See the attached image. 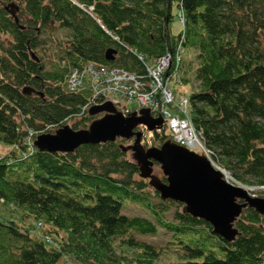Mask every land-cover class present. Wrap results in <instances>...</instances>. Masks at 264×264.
I'll return each instance as SVG.
<instances>
[{
    "label": "trees",
    "instance_id": "trees-1",
    "mask_svg": "<svg viewBox=\"0 0 264 264\" xmlns=\"http://www.w3.org/2000/svg\"><path fill=\"white\" fill-rule=\"evenodd\" d=\"M46 33L61 39L52 60ZM166 54L172 104L181 101L170 82L189 83L183 108L215 162L264 186V0H0V144L9 146L0 153V264H264V214L245 207L230 241L179 207L169 216L181 203L162 199L140 175L123 150L130 140L72 152L34 145L68 120L82 129L97 117L81 110L89 90L67 86L74 67H118L148 82V62ZM152 133L156 146L166 141L163 127ZM130 203L149 215L124 212ZM163 228L164 247L137 235Z\"/></svg>",
    "mask_w": 264,
    "mask_h": 264
},
{
    "label": "water",
    "instance_id": "water-1",
    "mask_svg": "<svg viewBox=\"0 0 264 264\" xmlns=\"http://www.w3.org/2000/svg\"><path fill=\"white\" fill-rule=\"evenodd\" d=\"M18 9L14 3L9 4ZM16 20V18H15ZM17 21V20H16ZM116 51L108 48L106 60H114ZM24 88L23 93H30ZM105 114L94 119L87 128L73 129L65 124L54 133L37 135L34 144L49 152H72L82 144H97L114 141L116 138L133 139L123 150L131 152L140 175L149 179L162 199L183 204V211L203 219L212 226V231L225 240H232L237 234L234 222L245 207H251L264 214V198L251 196L247 190L234 186L223 179V173L215 169L205 156L170 141L160 146L145 147L141 143L142 132L136 130L144 124L149 130L159 128L162 118H153L149 109L141 108L124 116L111 104L90 107L89 115ZM158 163L165 181L153 173V164Z\"/></svg>",
    "mask_w": 264,
    "mask_h": 264
},
{
    "label": "built area",
    "instance_id": "built-area-1",
    "mask_svg": "<svg viewBox=\"0 0 264 264\" xmlns=\"http://www.w3.org/2000/svg\"><path fill=\"white\" fill-rule=\"evenodd\" d=\"M170 62V56H163L149 65L146 69L150 78L148 82L140 80L121 68L95 65L94 63H87L83 67H74L66 82L71 91H79L82 88L89 90L88 101L81 107L82 112L92 106H100L105 103H111L123 115L141 108H148L155 117L163 118L166 138L169 141L203 154L215 168L222 170L215 163L212 152L205 146L202 138L191 124L187 111L183 108L186 99H182L180 105L172 104L173 95L166 87L163 74ZM132 101H136L137 108L130 110L125 103ZM171 108L174 109L175 115H172L168 110ZM226 180L232 184L243 186L232 177Z\"/></svg>",
    "mask_w": 264,
    "mask_h": 264
},
{
    "label": "rangeland",
    "instance_id": "rangeland-1",
    "mask_svg": "<svg viewBox=\"0 0 264 264\" xmlns=\"http://www.w3.org/2000/svg\"><path fill=\"white\" fill-rule=\"evenodd\" d=\"M15 4L19 5L20 3L18 1H15ZM14 10H15V6L11 7V6L8 5V11L10 13L13 12ZM17 11H18V9L15 11V13ZM173 14H174V20H173V22L171 24V31H172L173 34H177L179 32L180 28H181V24H180L179 19L177 17L178 13H177V9L176 8L173 9ZM44 37H45V39H47V45L46 46L48 47L47 48V52H48V55H49L47 58H48V60H52V58H53V54L52 53H53V50H54V48L56 46V42L60 41L61 39L57 36L56 33H53V34L52 33H46L44 35ZM2 39H3V37H2ZM148 64L151 65L150 62H148ZM169 86L171 87V89L174 92V100H175L176 103H180L182 97L188 98L190 93H191V85L189 83H184V82H180V81L177 82V81L173 80V81L170 82ZM109 104H111V103H109ZM125 105L130 110L137 108L136 101H132L130 103H125ZM186 108L188 109V105H187ZM168 110L170 111V113L172 115L176 114L174 110H172V109H168ZM87 112H88V110H87ZM90 116H93V115H90ZM73 123H74L73 120H68L66 124L69 125L71 128H73L72 127ZM54 132H50V133H54ZM152 134H153V136L151 138L145 139V141L142 142V144L144 146L150 147V146H156L157 145L158 142H157V140L155 138L156 135H154L155 133H152ZM147 137H149V133H147ZM7 147H9V146H5L3 144H0V153H4L5 151H7L8 150ZM127 157L131 158V152L130 151L127 153ZM217 165H219V164H217ZM219 166L222 169V171L221 170L220 171L223 173V176L226 179L232 177L234 180H236L237 182L241 183L244 187H247L250 190L251 193L256 194V196H258V197L264 198V186H257V185L248 184V183L243 182V181H239L231 174L230 171H228L222 165H219ZM153 173L155 175H157L159 178H163L164 177V175H163V173H162V171L160 169V166L157 163L153 166ZM136 178H138V176H136ZM164 179H165V177H164ZM151 191H152L151 193H153V196H155L156 192L153 189ZM152 198H153V200L155 202L160 201L159 195L156 196V197H152ZM174 202H176V201H174ZM175 204L176 203H174L173 205L169 206V210L167 212L169 216H170V213H172V211L176 207H179L180 209H183V204L182 203L179 206H176ZM123 209H124V212H126L128 214H141V215H144V216H148L149 215L145 208H143L142 206H140L138 204H135V203H130L127 206H125V208H123ZM137 235L140 238L146 239L148 241L154 242L155 244H159V246L162 245V247H164L167 244L166 241L168 240L170 234H169V232L166 229L163 228L156 235H149V234H145V235L137 234ZM161 261H163V262L167 261V254H164L163 256L161 255ZM57 264H70V259H69V257H63V258H61V260H59L57 262Z\"/></svg>",
    "mask_w": 264,
    "mask_h": 264
},
{
    "label": "flooded vegetation",
    "instance_id": "flooded-vegetation-1",
    "mask_svg": "<svg viewBox=\"0 0 264 264\" xmlns=\"http://www.w3.org/2000/svg\"><path fill=\"white\" fill-rule=\"evenodd\" d=\"M154 116V115H153ZM161 128V127H160ZM159 128V129H160ZM136 130H138V131H141L142 132V136H141V141H142V137H143V134L144 133H149V134H151L152 132H154V131H156V130H158V128H155V129H153V130H149L147 127H146V125H144V124H138L137 125V127L135 128ZM162 129V128H161ZM160 129V130H161ZM128 140H130V144L133 142V139H128Z\"/></svg>",
    "mask_w": 264,
    "mask_h": 264
},
{
    "label": "bare ground",
    "instance_id": "bare-ground-1",
    "mask_svg": "<svg viewBox=\"0 0 264 264\" xmlns=\"http://www.w3.org/2000/svg\"><path fill=\"white\" fill-rule=\"evenodd\" d=\"M164 56H166V57H171V55L170 54H166V55H164ZM149 64H147V66H148ZM160 130V129H159ZM251 208V207H250ZM255 210V209H254Z\"/></svg>",
    "mask_w": 264,
    "mask_h": 264
}]
</instances>
